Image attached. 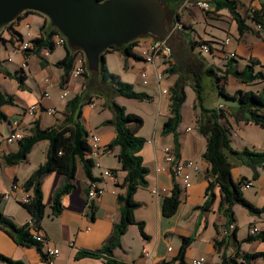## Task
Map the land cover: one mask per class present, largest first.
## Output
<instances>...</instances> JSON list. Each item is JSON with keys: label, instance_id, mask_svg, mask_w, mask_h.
Segmentation results:
<instances>
[{"label": "crops", "instance_id": "obj_1", "mask_svg": "<svg viewBox=\"0 0 264 264\" xmlns=\"http://www.w3.org/2000/svg\"><path fill=\"white\" fill-rule=\"evenodd\" d=\"M263 2L264 0H254V9H261ZM225 11L227 10L220 11L218 14ZM175 18L174 15V20ZM204 19L206 23L211 21L207 17ZM25 23L31 25V33L36 39L40 37L41 27L47 23V19L38 13H25L12 28H5L0 32V90L6 96L13 98L11 104L1 107V112L5 117L0 118V138L3 139L0 143V196L8 194L9 197H3L0 210L19 227L29 224L32 235H45L49 245L60 250V255L55 260L56 264H105L103 258L78 255L82 250L95 251L100 249L111 236L115 224L120 219L117 198L120 193L125 192L122 187L125 172L121 171L117 159L119 148L107 150L116 135L115 127L107 123L113 119L114 115L106 106L105 99L95 95L98 91H105V87L99 83L97 77L90 74L81 78L71 75L65 82L62 81L64 70L57 67L56 63L65 57V46L56 47L53 51L44 48L38 54L22 53L18 47L22 35L26 32ZM180 23L176 22L175 24L174 22L170 37L176 30H182L183 24L187 27L186 31L183 32L184 34L193 27L191 25H194L182 16ZM233 26L235 30L231 31V35L234 36L235 34V38L230 37L231 42L225 49L237 55V68L242 69L251 61H258L264 65V31L255 25L253 26L254 32H245L240 35L236 23ZM220 30L224 34L226 33V30ZM152 39V37L140 38L139 46L135 52L142 57L143 52L150 48ZM209 47L211 49L208 53L210 60H219L220 55L217 52L219 47L212 45L211 42ZM60 49H62L61 53ZM191 51L190 55L198 57L199 63H202L200 64L202 70L214 67V64L207 63L205 57L195 54V50L191 49ZM56 54L59 57L55 58ZM25 58H28V69L24 72V87H22L13 74L20 71ZM105 58L110 72L118 75L122 81L133 85L140 84L142 81L144 85L151 83V85H157L159 88V101L156 102L154 99L146 101L157 106L155 112L156 130L150 137L143 134V128L146 125L144 119V126L139 131V135L146 140L140 155L149 173L147 185L138 189L135 194V199L140 203V207L135 212V218L145 224L146 238L141 235L137 225H131L122 237V248L114 252L115 258L128 264H161L162 262L179 264L180 261L177 260V257L184 237L193 238V242L185 253L184 261L193 258H205L211 264H223V254L233 257L238 250L241 253L264 254L263 240H247L252 227H264V213L252 215L247 210V213L242 210L240 205H234L235 223L233 225L237 227V233L236 238H231L232 229L228 225L229 218L220 211L221 195L218 187L214 190L213 203L204 206L208 199L206 191L209 185L207 177L209 165L203 159L206 139L198 130V116H194V113L191 115V122L195 125V130H192L193 125L184 126L182 130L178 129L180 143V157L178 159L193 161L200 170L191 174V187L182 189L179 185L181 195L177 211L172 215L165 213L163 209L164 199L170 196L172 192L174 178L164 161V149L166 147L175 149V136L172 133L163 134V126L170 115L169 90L181 74L174 73L178 75V78L173 80L170 77L163 79L165 82L161 86L162 81L158 83L156 80L155 68L165 72L166 67L162 60L158 59L155 64H147L144 59L140 61L125 60L124 56L117 51L106 54ZM224 64L226 63L224 62ZM143 71H146L148 78L151 77L152 81L149 82L142 77ZM134 89L137 90L135 85ZM262 89L263 87L261 89L258 87L255 91ZM164 90L168 92L164 93ZM46 93L49 94V97H45ZM63 93H66L65 98H62ZM76 95H83L84 98L93 96L92 102L96 104L95 108H91L90 104L83 106L81 121L89 135H98L101 139V151L97 157L92 158L94 164L92 174L105 192L89 206L87 192L92 181L85 176L83 168L81 176L78 177V168L74 188L62 199L61 213L58 216H53L52 199L55 192L64 185L65 178L56 172L48 174L42 182L46 211L40 228H38L22 202L25 193L31 195V192H26L24 183L46 161L49 143L47 141L37 143L26 161L10 163L7 162V158L17 153L19 142L7 143L5 138L14 128L13 123L15 121L21 122L19 130L24 136L29 134L31 127L37 120L42 128L60 125L65 117L67 102ZM119 98L123 97H117V102H119ZM33 104L39 106L37 118L26 115V109ZM51 108L56 110L55 115L48 111ZM235 110L234 108L230 109L227 118L221 119V122L229 128L230 132H237L238 138L245 145L243 149L264 151V131L259 132L262 134L259 140H250L248 138L249 133L246 131L249 127H253L255 131L258 128L252 124L236 123L230 115ZM194 111L197 110L194 109ZM190 127L191 130H187ZM232 141L231 139V143ZM234 149L239 150L238 148ZM161 167L165 170L157 171V168ZM247 169H250L251 172H248ZM257 170L259 175L257 179H254V170L251 167L235 165L232 169V179L235 183L240 182L242 178L251 181V193H247L249 189H241L243 195L251 204L262 208L264 207V165ZM107 171H111L113 176H105L104 173ZM14 186H16L15 189ZM155 190L157 193H154ZM91 206L94 208L93 211H91ZM237 212L246 219L248 235L245 237L238 235L239 219ZM223 238L225 242L220 244ZM216 244H220L221 247L217 248ZM45 247L46 245H42L41 254L35 246H19L11 236L0 228V254L14 261L23 264H47L44 256ZM145 251L151 255L146 256ZM238 261L240 260L238 259ZM0 264L7 263L0 261ZM255 264H264V257L257 258Z\"/></svg>", "mask_w": 264, "mask_h": 264}, {"label": "trees", "instance_id": "obj_2", "mask_svg": "<svg viewBox=\"0 0 264 264\" xmlns=\"http://www.w3.org/2000/svg\"><path fill=\"white\" fill-rule=\"evenodd\" d=\"M103 1V0H101ZM166 6L168 17L172 13L170 10V2L179 5L181 0H161ZM209 2V1H207ZM210 11L206 12L208 17L218 15L220 11L227 10L234 22L237 25V30L240 35L245 32H254L253 26H259L260 30L264 31V2L261 9L252 10L247 16L238 10L237 0H210ZM25 13H38L34 11H26ZM23 13V14H25ZM22 14V15H23ZM40 14V13H38ZM17 18L15 22L6 28H12L13 25L21 20ZM42 15V14H40ZM175 24L180 23L181 16L178 11H174ZM44 16V15H43ZM41 27L40 37L34 39L33 48L26 51V54H38L44 48L53 51L56 46L53 42V37L59 34V31L50 26V22ZM251 21V23H249ZM181 24V23H180ZM185 30L187 27L182 25ZM260 32V31H259ZM151 37L144 35L142 37ZM140 37V38H142ZM137 38L120 48L110 47L102 56L99 70L97 72H89L86 58L81 50L70 48L65 44L66 55L63 59L56 63L57 67L64 70L62 81L65 82L71 75L76 64L78 56L85 58V71L83 76L87 74L97 77L99 83L105 87V91H98L95 95L102 96L105 99L106 106L113 112V119L107 123L115 127V138L108 146L107 150L119 148L117 159L120 163L121 171L125 172V177L122 187L125 189L124 193L118 195V204L120 210V219L115 224L111 236L107 239L104 245L95 251L82 250L79 256L103 258L105 264H128L115 258L114 252L122 248V237L127 232L131 225H137L143 237L146 238L145 224L139 222L135 218V212L140 207V203L135 199V194L138 189L147 185L148 168L144 165L143 159L140 155L144 145L145 138L139 135V131L144 126V118L138 114L127 111V108L120 105L117 97L126 99H133L140 102L151 101L152 97L145 92H139L134 89V85L125 81L110 72L106 65V54L117 51L120 52L125 60L134 59L140 61L143 58L139 56L135 49L139 46V39ZM204 43H210L204 41ZM219 43V42H217ZM221 43V49L217 52L220 59L225 64V70L222 71L215 67H209L202 70V74L216 80L219 87L220 95L232 100L236 106L231 109H236L230 113L231 117L236 123L243 122L245 124H252L264 129V87L261 91L242 90L237 89L234 95H229L225 87H221L220 83L228 81L229 78H234L245 85L264 83V65L258 61H251L247 63L244 68H237V55L231 57L229 60L223 58L226 52L224 41ZM199 42L191 41V49L195 50ZM210 46V45H208ZM126 67V64H125ZM260 67V68H259ZM24 72L17 71L14 73L19 84L24 87ZM173 73H176L175 70ZM218 73H220L218 75ZM202 74L192 72L193 88L197 92V102L194 109L200 107V113L197 119L198 130L200 134L206 139V149L203 154V159L209 165L207 177L209 185L207 187L206 195L208 196L206 205H211L215 198V188H219L221 195L220 211H222L229 218V227L233 226L231 238H236L237 227L235 217L233 214V206L238 204L245 208L252 215H261L264 213V207L258 208L251 204L243 195L241 185L248 181L247 178H242L240 182L235 183L232 179V169L235 165H245L254 170V179L258 177V168L264 165V151H257L245 148L243 150H235L231 145L230 130L221 119H226L229 112L224 111L221 106L219 110L207 109L202 105ZM12 75V74H11ZM82 76V77H83ZM170 115L164 123L163 134L172 133L175 136V155L180 157V143L178 129L182 123V107L186 102L187 95L185 91V82L181 76L176 80L174 85L170 88ZM13 98L6 96L0 90V118H4L1 112V107L11 104ZM93 101V96L84 98L83 95H76L67 102L65 108V117L62 123L55 127L42 128L40 122L37 120L31 127L28 135L19 140V149L17 153L7 158V162L19 163L27 160L34 146L41 142L47 141L49 143L46 161L40 165L37 170L25 181L24 188L26 192H31V200L28 203H23L31 214V219L35 225L40 228L41 221L45 216L46 205L44 203L42 182L44 177L48 174L56 172L65 178V183L54 194L51 204L53 216H58L62 211V199L74 188V181L76 180L78 166L82 165L85 176L92 182L97 181L92 174L94 167L92 158L89 157L91 152V145L89 142V133L82 124V109L86 104ZM181 189L179 184L174 179V185L170 196L164 199L163 209L166 214H174L180 203ZM4 196H0V203ZM94 208L91 206V211ZM0 228L3 229L16 244L23 247L35 246L42 254L41 243L34 240L30 232L29 224L24 226H17L13 220L7 217L0 210ZM247 240H263L264 233L256 236H249ZM193 242V238L184 237L182 245L179 250L177 260L179 264H183L185 253L189 245ZM224 238L220 244H223ZM216 244L217 248L221 245ZM223 264H255L259 257H264L263 253H241L238 252L233 257H228L223 254ZM238 259L240 261H238ZM0 261L7 264H23L22 262L14 261L8 257L0 254ZM169 262H162L161 264H168Z\"/></svg>", "mask_w": 264, "mask_h": 264}, {"label": "rangeland", "instance_id": "obj_3", "mask_svg": "<svg viewBox=\"0 0 264 264\" xmlns=\"http://www.w3.org/2000/svg\"><path fill=\"white\" fill-rule=\"evenodd\" d=\"M169 1V0H168ZM198 0H181L179 5L176 3L170 2L169 7L172 13L169 16V28H173L174 24V11H178L181 16L186 19L189 23H192L194 25H191V29L187 30V32L184 34L186 30H176L173 35L170 37V44L173 49L174 59L170 66L166 67V70L164 72V79L170 77L172 80L174 78H178V75H175L173 71L178 72L181 74V78L183 79V82H185V91L187 95L186 102L184 103L182 107V116L183 120L180 125V129H184V126L187 125H193L194 128L192 130H195V125L191 122V115L194 113V116H198L200 113V107H198L197 111H194V105L198 104L197 102V92L193 88V75L192 72H197L198 74H202V66L198 61V57L191 56V42L195 41L199 42L205 45H210V43H204V41L211 42L212 45H216L221 49V43L219 41H224L227 36L231 37V31H234V21L231 17L230 13L228 11H225L218 15H213L208 17L206 15V12L198 7L196 4ZM209 1L210 0H204ZM254 0H237V7L238 10L243 14V16H247L255 7L253 5ZM211 4V3H210ZM204 17H207L211 21L209 23H206V20ZM208 21V20H207ZM251 23V21H249ZM215 25V27H213ZM222 30H226L225 34L222 32ZM259 36V35H257ZM146 37V36H145ZM235 38V34L233 36ZM195 38V39H194ZM219 42V43H217ZM197 45L195 48V54H197L200 57H205L207 60V63L214 64L215 68H218L222 71L225 70V64L223 60L217 59L210 60V55L208 53H204L201 51L200 46ZM62 52V49H60V53ZM202 54V55H201ZM59 57L58 54L55 55V58ZM216 59V57H214ZM113 62V61H112ZM111 67H113L111 65ZM220 73H218L219 75ZM202 91H201V97H202V105L207 109H214L219 110V106L222 107L224 111L229 112V110L232 107H235L236 104L232 101L227 99L226 97L220 95L219 93V87L216 83V80L205 76L202 74ZM147 81H152L151 77L147 78ZM165 80H162L161 86ZM129 83V82H128ZM31 85L33 86V83L31 81ZM137 88L136 91L139 92H145L148 95L154 99V101L158 102L159 97V88L157 85H151V83L143 84L141 81L140 84H134ZM221 87H225L226 92L229 95H234L235 91L237 89H249V90H256L258 87L261 89V87H264V83H258L251 84L244 86L243 84H240L239 81L235 80L234 78H229L228 81H222L220 83ZM97 98V97H95ZM96 101V100H95ZM120 105H123L127 108L129 112H134L139 115H141L146 120V125L143 128V134L145 135H152L154 131L156 130V117L155 112L157 110L156 105H151L147 103L146 101L144 103H139L136 100L133 99H124L119 98ZM91 105V103H90ZM100 107V106H98ZM51 115L50 113H47ZM55 115V114H54ZM51 115V116H54ZM254 126V125H252ZM255 128H258V130L261 131H255L253 127H249V129L246 131V133H249V139L252 141L259 140L262 136L259 132H263L264 130L257 126ZM187 130H191L190 128H187ZM230 137L233 140L231 145L233 148H238L239 150H243L245 145L242 143V141L238 138V134L235 131L230 132ZM79 172L78 177L82 174V165L78 166ZM248 172H251L250 169H247ZM248 194L251 193L250 189L247 191ZM246 212V209H244L242 206H239ZM247 213V212H246ZM238 219H239V237H245L248 235V226L246 224V219L241 215V213H238Z\"/></svg>", "mask_w": 264, "mask_h": 264}, {"label": "water", "instance_id": "obj_4", "mask_svg": "<svg viewBox=\"0 0 264 264\" xmlns=\"http://www.w3.org/2000/svg\"><path fill=\"white\" fill-rule=\"evenodd\" d=\"M26 11L48 18L70 48L83 52L90 72L99 70L110 47L120 48L144 35H171L161 0H0V32Z\"/></svg>", "mask_w": 264, "mask_h": 264}, {"label": "built area", "instance_id": "obj_5", "mask_svg": "<svg viewBox=\"0 0 264 264\" xmlns=\"http://www.w3.org/2000/svg\"><path fill=\"white\" fill-rule=\"evenodd\" d=\"M198 7L203 9L205 12L210 11V3L204 0H198L196 2ZM25 27V33L22 35L20 41H19V47L18 49L22 53H26L27 50L33 48V41L35 37L31 33V25L29 23L24 24ZM260 28L259 26H257ZM53 42L56 47H62L67 44V39L59 34H56L53 37ZM152 44L150 48L143 52L142 58L147 64H155V62L160 59L164 62L165 67H168L172 64L174 54H173V49L170 44V36L167 37L166 39H152ZM231 40L230 37H227L224 40L225 47H227L230 44ZM200 49L204 53H209L210 52V47L208 45L202 44L200 46ZM236 55L233 52L226 51L223 54V58L227 61L231 57H235ZM28 58H25V60L21 64V71H26L28 69ZM10 60V59H9ZM85 71V58L82 56H78L76 59V64L75 67L72 71V76L76 78H81L84 74ZM155 75H156V80L158 83H160L164 79V71L163 70H158V68H155ZM142 77L144 79L148 78V74L146 71L142 72ZM164 93H167V90L163 91ZM45 97H49V94H45ZM66 97V93H63L62 98ZM91 108H95L96 104L92 103L90 105ZM51 114H54L56 112L55 109L51 108L48 110ZM39 113V106L38 104H33L29 106L26 109V115H29L30 117L37 118V115ZM21 125L20 121H15L13 123L12 131L6 136L5 140L7 143H14L18 142L21 140L24 135L22 132L19 130V127ZM3 139L0 138V143ZM89 142L92 147L91 152L89 154V157H97L101 151V139L98 135H89ZM164 161L166 165L168 166V169L170 173L172 174L173 178L175 181L182 187V189H188L191 187V174L193 172H197L200 170V168L193 162V161H185L178 159L177 156L175 155V151L171 147H166L164 149ZM165 168H157V171H163ZM105 176H113V173L111 171H107L104 173ZM252 187V182L251 181H246L241 185L242 190H247ZM16 186H14V189ZM105 190L103 187L99 186L97 181L91 182V185L89 187V190L87 192V200H88V205L90 206L96 199L100 198L104 194ZM154 193H157L155 190ZM5 198H8L9 195L6 194L4 195ZM31 197L28 193H25V196L23 197L22 202L23 203H28L30 202ZM233 226H231L232 228ZM264 233V227H259L255 226L250 229V235L251 236H256L258 234ZM33 238L35 241L41 243L43 246L46 245L44 248V256L46 257V262L47 264H56L55 260L58 258L60 255V250L56 247H53L49 245L48 243V238L45 235L42 234H34ZM146 256H150L151 254L147 251H145ZM168 264H176L174 262H169ZM183 264H211L206 261L205 258H193L191 260L185 261Z\"/></svg>", "mask_w": 264, "mask_h": 264}, {"label": "bare ground", "instance_id": "obj_6", "mask_svg": "<svg viewBox=\"0 0 264 264\" xmlns=\"http://www.w3.org/2000/svg\"><path fill=\"white\" fill-rule=\"evenodd\" d=\"M89 72H90V71H89ZM92 103H94V102H92ZM92 103H91V104H92Z\"/></svg>", "mask_w": 264, "mask_h": 264}]
</instances>
